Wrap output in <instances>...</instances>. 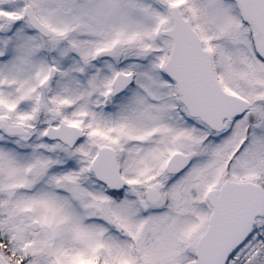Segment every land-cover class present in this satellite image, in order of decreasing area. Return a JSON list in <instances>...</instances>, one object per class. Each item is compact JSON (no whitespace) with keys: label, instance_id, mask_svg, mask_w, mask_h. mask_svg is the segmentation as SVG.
<instances>
[{"label":"snow or ice","instance_id":"snow-or-ice-1","mask_svg":"<svg viewBox=\"0 0 264 264\" xmlns=\"http://www.w3.org/2000/svg\"><path fill=\"white\" fill-rule=\"evenodd\" d=\"M0 264H264V0H0Z\"/></svg>","mask_w":264,"mask_h":264}]
</instances>
